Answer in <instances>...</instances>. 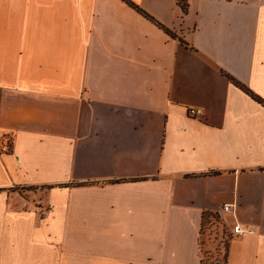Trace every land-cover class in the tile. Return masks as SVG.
I'll return each instance as SVG.
<instances>
[{
  "label": "crops",
  "instance_id": "crops-1",
  "mask_svg": "<svg viewBox=\"0 0 264 264\" xmlns=\"http://www.w3.org/2000/svg\"><path fill=\"white\" fill-rule=\"evenodd\" d=\"M130 1L0 0V264H264V0Z\"/></svg>",
  "mask_w": 264,
  "mask_h": 264
},
{
  "label": "built area",
  "instance_id": "built-area-1",
  "mask_svg": "<svg viewBox=\"0 0 264 264\" xmlns=\"http://www.w3.org/2000/svg\"><path fill=\"white\" fill-rule=\"evenodd\" d=\"M188 113L191 117H198L202 115V110L196 108H190ZM12 146H13V137L11 135L0 136V157L3 156L4 154L9 153L12 149ZM224 209L226 211H229L231 209V206L226 205ZM234 233L238 235H242L244 233V230L238 225L235 226Z\"/></svg>",
  "mask_w": 264,
  "mask_h": 264
},
{
  "label": "trees",
  "instance_id": "trees-1",
  "mask_svg": "<svg viewBox=\"0 0 264 264\" xmlns=\"http://www.w3.org/2000/svg\"><path fill=\"white\" fill-rule=\"evenodd\" d=\"M124 1L127 2L131 7H133L138 12H140V13H142V14H144V15H146V16L149 17V15H147L141 8H139V6H137L132 1H130V0H124ZM181 7H182L183 11H185V12L187 11L186 4H181ZM219 263H221V262H219ZM223 263L226 264V262H223ZM202 264H206V263L205 262H202ZM215 264H216V262H215Z\"/></svg>",
  "mask_w": 264,
  "mask_h": 264
},
{
  "label": "rangeland",
  "instance_id": "rangeland-1",
  "mask_svg": "<svg viewBox=\"0 0 264 264\" xmlns=\"http://www.w3.org/2000/svg\"><path fill=\"white\" fill-rule=\"evenodd\" d=\"M212 259H213V255H205L206 264H215V262H213ZM216 264H224V263L221 262V263H216Z\"/></svg>",
  "mask_w": 264,
  "mask_h": 264
}]
</instances>
